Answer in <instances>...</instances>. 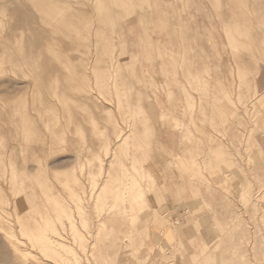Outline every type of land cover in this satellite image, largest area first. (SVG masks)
<instances>
[{
  "label": "rangeland",
  "instance_id": "1",
  "mask_svg": "<svg viewBox=\"0 0 264 264\" xmlns=\"http://www.w3.org/2000/svg\"><path fill=\"white\" fill-rule=\"evenodd\" d=\"M0 264H264V0H0Z\"/></svg>",
  "mask_w": 264,
  "mask_h": 264
},
{
  "label": "crops",
  "instance_id": "2",
  "mask_svg": "<svg viewBox=\"0 0 264 264\" xmlns=\"http://www.w3.org/2000/svg\"><path fill=\"white\" fill-rule=\"evenodd\" d=\"M247 23H248V20H244V21H240L239 20V23H237V25H235L233 28H232V30H231V32L230 33H227L226 35H224V36H227L228 34H231V35H233V36H235V37H243V36H245V35H247V36H250V37H252V33H251V30L248 28V25H247ZM222 37V36H221ZM235 37H232L233 39H235ZM214 42H220V41H214ZM141 48V51L145 54V53H147L148 51H149V48H147V47H145V46H141L140 47ZM214 51H219V49H213ZM205 71H208V70H205ZM167 73V72H166ZM165 73V74H166ZM201 78V77H200ZM223 87H224V84L223 83H221L220 84V86H218V88L220 89V90H222L223 89ZM141 90L144 92V94H145V96H147L146 97V99H149L148 100V103L150 104H147L149 107H148V109L147 108H145V111L142 109V108H140L139 107V109H138V111L137 110H135L136 111V114H137V112H138V115H136L137 117H139L140 118V121H139V123H137L136 122V125H135V127H134V129H132L131 130V132L125 137V138H123V142H122V144H124V143H126V142H128L131 138H132V136L133 137H135L136 136V134H138L139 132H138V127L140 126V127H146V125H148L146 122L147 121H149L150 119H149V116H148V112L149 111H151V115L152 114H154V116L153 117H155V112H157V108H159V110H160V116H162V119H165L164 121H163V124L161 125V128L163 129V131L167 134V135H169L170 137H172V138H174V139H179V141H180V143H178V146L180 147V150H181V155H180V157H179V161H180V163H182V164H186V163H188L189 165H190V167L189 168H193V166H195V165H199V164H202L203 162H204V157L203 156H201L202 154H203V152H200L199 151V149L198 148H196L195 149V151L193 152V150L192 151H190V149H189V146L193 143H195V139H194V134H195V132H194V130L193 129H191V127H192V125H194L195 124V121H194V119H193V114H196V112L195 111H193V109H194V106H195V104L192 102V99H193V97L192 96H189V98H190V101H189V103H188V107H190V109L192 110L191 111V113L189 114H187V116L189 115V123H188V126H189V128H187L186 130H184L183 132H180V133H178V132H174V130H173V123L171 122V120L168 118V117H166L165 115H166V112H164V111H162V108H163V106H162V104L161 103H157L156 104V99L158 98V96H157V94H156V91H155V89H148V88H146V87H143V88H141ZM141 91V95L143 96V92ZM189 98H187V99H189ZM155 102L154 104L152 103V102ZM141 103V102H140ZM143 107H145L144 105H143ZM174 110H176L177 109V107L175 106L174 108H173ZM175 111H170L169 113H174ZM171 114H169L168 116H170ZM183 116H185V114H183ZM191 117H192V119H191ZM173 124V125H172ZM172 129V130H171ZM193 130V131H192ZM217 132H216V134L218 135V134H220V135H222V132H221V130L220 129H217L216 130ZM135 135V136H134ZM127 155L129 156V158L133 155H135V153H133V152H131V151H127ZM187 156V157H184V156ZM174 156L175 157H177V155H176V153H174ZM135 158V157H134ZM135 160H136V158L135 159H133V162H135ZM161 163H159V164H154V163H151V164H147L146 165V168H144V170L142 171V170H140L139 168H137L136 169V171H138L140 174H141V180H139V179H137V180H134V181H132V183L134 182L135 184V186H136V188H139V194L138 195H144V197H145V200H146V205L149 207L150 206V204H149V202L147 201V199H146V197L150 194V193H152V192H154L155 190H157V192H160L161 193V195H162V192H161V189H160V187H158L157 186V183L155 182V179H154V174H153V171H158V166L160 165ZM157 167V168H156ZM164 168H166V166L164 165ZM186 168H188V166L186 167ZM188 168V169H189ZM159 172V171H158ZM143 180H146V182H148V186H152L153 187V189H151V190H148V192L145 190V189H143ZM227 178L226 179H224V180H221V181H217V182H213V183H211L210 185H218V184H220L219 186H218V189H219V191H220V193L221 194H223L225 197H223V199L224 200H226L227 202H229L228 200H229V195L226 193V192H228V187L226 186L227 185ZM140 185V186H139ZM216 187V186H215ZM222 188V191L220 190ZM141 189V190H140ZM191 190L193 191V192H195L194 191V189L193 188H191ZM137 195V196H138ZM164 197V196H163ZM148 198V197H147ZM165 198V197H164ZM159 199H160V197H159ZM159 202H160V200H159ZM166 202L168 203V201L166 200ZM148 209V208H147ZM147 209H145L144 210V212H146L147 211ZM143 212V213H144ZM183 219V215H181V217H178V221L180 222V220H182ZM200 226H202V224H197V225H193L192 226V230L191 231H188L186 234H185V236H187V239L190 241V242H192L193 244H195V245H199L200 243H203L204 242V239H203V235H202V232H201V228H200Z\"/></svg>",
  "mask_w": 264,
  "mask_h": 264
},
{
  "label": "bare ground",
  "instance_id": "3",
  "mask_svg": "<svg viewBox=\"0 0 264 264\" xmlns=\"http://www.w3.org/2000/svg\"><path fill=\"white\" fill-rule=\"evenodd\" d=\"M50 226H52V225H50ZM51 229H52V228H50V230H51ZM55 233H56V232H55ZM45 236H46V234H45ZM45 236H44V237H45ZM62 238H63V237H62ZM55 239H56V238H55ZM44 240H45V239H44ZM44 240H43V241H44ZM46 241H47V240H46ZM47 244H48V243H45L46 246H47ZM21 254H22V253H21ZM23 255H24V254H23Z\"/></svg>",
  "mask_w": 264,
  "mask_h": 264
}]
</instances>
